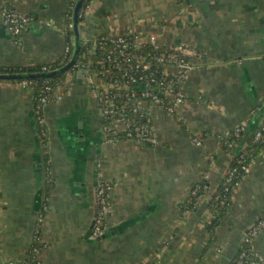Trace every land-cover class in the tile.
Returning a JSON list of instances; mask_svg holds the SVG:
<instances>
[{"label": "crops", "instance_id": "1", "mask_svg": "<svg viewBox=\"0 0 264 264\" xmlns=\"http://www.w3.org/2000/svg\"><path fill=\"white\" fill-rule=\"evenodd\" d=\"M74 2L0 0V67L62 57L68 40L61 24ZM2 4L31 19L20 38L4 23ZM78 25L85 42L131 33L142 44L152 36L182 49L185 100L173 114L145 107L156 144L110 143L82 71L68 72L43 126L28 85L0 81V264L26 263L36 225L39 264H229L264 215V150L212 236L207 200L192 212L179 205L201 179L212 191L225 177L244 146L225 150L226 133L242 126L250 134L264 123V0H92ZM101 177L113 191L97 238L90 227ZM251 249V264H264V232Z\"/></svg>", "mask_w": 264, "mask_h": 264}, {"label": "built area", "instance_id": "2", "mask_svg": "<svg viewBox=\"0 0 264 264\" xmlns=\"http://www.w3.org/2000/svg\"><path fill=\"white\" fill-rule=\"evenodd\" d=\"M2 16L4 18V23L14 36H22L31 23L29 17L17 13L12 8H2ZM129 35L132 34L109 35L110 42L113 44V49L110 50L106 56V63H113L115 64L114 67L116 65L119 66V64H122V66L126 65L127 71L124 76V78H126V83L124 82L122 85L107 83L100 80L97 74L90 73L85 65H77L75 67L76 70L85 68L87 71L89 88L95 104L99 108V113L105 122L103 131L105 133L104 135L107 136L108 142H114L121 137L134 136V138L141 143V141H145L147 137L144 133L150 132L151 137L148 138V142L150 144H156L157 137L152 131V127L150 129L140 125L132 127V120L130 116H128L127 111L129 110V112L136 113L138 110H141L149 116L145 107L151 105L158 106L164 109L167 113L173 114L185 100L182 83L184 72L189 67V62L181 53L182 49L179 48L173 51H163L158 56L151 57L148 55L143 57L138 53V50L143 44L135 39V37L133 41H130L127 39V36ZM146 44L151 45L154 49L163 48L157 43L155 37L148 38ZM66 52H69L68 47H66ZM156 63L161 66V74H159L158 71L155 73V71L152 70V65ZM25 84L28 85L27 83ZM130 84L136 85L141 90L133 92L131 95L127 94L128 97L126 102L119 104L118 100L121 96L119 91L130 88ZM154 88L162 90L163 97L156 95L152 91ZM136 93H140L141 96L132 99V96ZM56 99H59V97H56ZM165 99H167L170 104H167ZM41 102L43 104V109H35V113L38 117L39 123L43 126L44 109L50 101L46 98H42ZM128 102H131L130 106L127 105ZM242 130L243 128L238 127L235 130L236 134L238 132L240 133ZM256 140H262L264 143V123L256 133ZM196 144L200 145V142L196 141ZM255 161L256 159L251 160L248 165L242 167L245 175H248L251 166ZM235 172L236 170L228 172V181L233 180ZM101 179L103 178L101 177ZM237 185L238 183L233 187L235 188ZM112 191L113 188L109 181L103 180L99 183V189L97 192L98 210L96 211V223L93 232L95 236L103 234L106 230V218L110 211V197ZM40 229L41 227L37 226V229L34 231V242H39L40 245H42ZM260 232H264V217L254 224L252 229L245 236L244 241L252 242ZM33 251L38 253V248H35Z\"/></svg>", "mask_w": 264, "mask_h": 264}, {"label": "trees", "instance_id": "3", "mask_svg": "<svg viewBox=\"0 0 264 264\" xmlns=\"http://www.w3.org/2000/svg\"><path fill=\"white\" fill-rule=\"evenodd\" d=\"M92 2V0H85L82 6L79 19L80 21L83 17V13L88 7V5ZM75 7V2L72 3L67 16L62 21V28L66 33L67 47L69 48V52L64 53L62 57H60L56 62L46 65H32L27 67H0V74H34V73H46L50 71H55L66 65L72 58V54L75 46H73V31L71 28V24L73 22V11ZM1 8H10L5 4L1 5ZM20 38V36H17ZM127 39L130 41L134 40L133 35L127 36ZM113 49V44L110 42L109 35H102L94 42L88 41H80L79 52L75 59V65L69 71L76 70L77 65H85V67L89 70L90 73H95L99 76V78L107 83H115L122 85L124 82L126 83L125 72L127 71L126 65L119 64V66H115L113 63H106V56L109 51ZM173 51L171 48H159L154 49L149 44L141 45V48L138 50V53L143 57L146 56H158L163 51ZM45 69V70H44ZM152 70L155 73L158 71L161 74V66L156 63L152 65ZM67 73L58 74L55 77H44L41 79L34 80H24L18 82H25L28 84V87L32 90L34 96V108L35 109H43V104L41 102L42 98H46L48 101L52 102L56 97L61 96L63 94V89L66 86V77ZM112 80V82H111ZM130 87H136V85H131ZM179 87V86H178ZM159 97H163V92L160 89L152 90ZM120 98L119 104L126 102L127 94H133V91L121 90L119 91ZM141 93V92H140ZM136 93L132 96V99L135 97H140L141 94ZM132 102V101H131ZM131 102H128L127 105L130 106ZM167 104H170L167 99H165ZM128 116H130L132 120V127L137 125L145 126L148 129L152 127L151 120L149 116H147L143 111L138 110L136 113L127 111ZM259 130V129H258ZM253 133L247 134L245 129H243L239 135V137L235 136L234 132H231L229 137L224 138L223 146L225 150L230 148V144L234 142V144H242L243 147L239 152L233 155L232 161L230 163L229 168L235 169L236 172L234 174V180L227 181L228 175H226L215 191L211 195H207L210 189V185L208 181L205 179H201L191 188L187 197L184 199L182 203L179 205V210L181 213L183 212H192L196 210V207L199 203V200L203 197L207 198V209L212 213V217L209 223L206 225V231L212 236L215 228L221 223L222 219L228 214L232 200L231 196L233 194L234 189H232L233 184L240 181V178L243 179L246 176L242 170V167L248 165L251 160L257 158L258 154L264 150V143L262 140H255V135L257 131ZM144 138V135L142 133ZM120 139L123 140V137ZM143 141H141L142 143ZM242 181V180H241ZM240 181V182H241ZM239 182V183H240ZM98 204V203H97ZM98 206V205H97ZM98 210V207H97ZM263 216L259 217L257 221H259ZM249 230V229H248ZM41 231V229H40ZM39 236V235H38ZM35 248H38V252H40L42 245L39 242H33L32 248H30V252L25 264H38L37 253L33 251ZM206 250L202 251L200 260L205 256ZM254 262V254L251 249V241L246 242L242 240L240 244V248L238 249L236 255L231 259L229 264H251Z\"/></svg>", "mask_w": 264, "mask_h": 264}, {"label": "water", "instance_id": "4", "mask_svg": "<svg viewBox=\"0 0 264 264\" xmlns=\"http://www.w3.org/2000/svg\"><path fill=\"white\" fill-rule=\"evenodd\" d=\"M85 0H77L75 7H74V11H73V23H72V27H73V33H74V51L72 54V58L71 60L64 65L63 67H61L58 70L55 71H50V72H46V73H34V74H0V81H24V80H34V79H41L44 77H55L58 74H63V73H67L69 72L73 66L75 65V59L78 55L79 52V45H80V33H79V25H78V19H79V15L82 9V6L84 4ZM147 135V133H145ZM98 181H97V187H96V193L98 192ZM95 216L96 213L94 214L92 223H91V234L93 235L94 232V228H95ZM105 234V232L99 236H96L97 238H101L103 237Z\"/></svg>", "mask_w": 264, "mask_h": 264}, {"label": "rangeland", "instance_id": "5", "mask_svg": "<svg viewBox=\"0 0 264 264\" xmlns=\"http://www.w3.org/2000/svg\"><path fill=\"white\" fill-rule=\"evenodd\" d=\"M150 37H152V36H150ZM99 38V37H98ZM98 38H95V39H93V40H90V42H94L96 39H98ZM89 42V41H88ZM73 46H74V43H73ZM65 47H67V45L65 46ZM172 50H176V49H172ZM64 53H66V48L64 49ZM88 70V69H87ZM75 71V70H74ZM76 71H82L84 74H85V76L87 77V71H86V69L84 68V69H77ZM89 71V70H88ZM93 74H95V73H93ZM101 80V79H100ZM111 82H112V80H111ZM25 83V82H24ZM133 91V92H137V91H140L141 89L140 88H138L137 86L136 87H130V88H127L126 89V93H127V91L129 92V91ZM92 95V94H91ZM93 96V95H92ZM95 102V101H94ZM94 105V110H95V112H98V114H96V123L98 124V125H101V127L103 128V126H104V124H105V122H104V120H103V118L101 117V115H100V113H99V108H98V106L96 105V104H93ZM34 110H35V108H34ZM36 118H37V120H38V117H37V115H36ZM38 123H39V121H38ZM241 128H243L244 129V127H242V126H240ZM238 128V127H237ZM237 128H235V129H233L231 132H234L235 133V136L236 137H239V135H240V133L238 132L237 134H236V129ZM129 131H130V128H129ZM104 132V131H103ZM231 132H228V133H226V135H225V138H227V137H229V135H230V133ZM145 133H147V135L145 134ZM144 134H145V136H147L146 137V139H145V141H143L142 143H149L148 142V138H150L151 137V133L150 132H145ZM105 134V133H104ZM103 134V135H104ZM255 140H256V135H255V138H254ZM104 140L105 141H107V136L106 135H104ZM47 141H49V136H47L46 137V143H47ZM257 141V140H256ZM40 142H41V144L43 143V137H40ZM108 142V141H107ZM122 142H129V143H133V144H135V145H138L139 144V142L134 138V136H130V137H123V140L122 139H117L116 141H114V142H111V143H122ZM234 144V142H232L231 144H230V147L232 146ZM243 144V143H242ZM242 144H236V146H238V147H241V145ZM46 151H47V148H45V147H43V156L45 157V155H46ZM235 169H230V168H228V170H227V172H226V175H228V172H233ZM225 175V176H226ZM99 176V175H98ZM103 180H106V181H109V180H107L105 177H103V179H101V178H98V183H100L101 181H103ZM206 180V179H205ZM233 180H234V176H233ZM242 179L240 178V181H241ZM207 181V180H206ZM228 181V180H227ZM240 181H238L237 183L239 184V182ZM111 183V182H110ZM236 182H235V184H233V186H235L236 184H237ZM112 185V184H111ZM238 186V185H237ZM236 186V187H237ZM112 188H113V185H112ZM234 188V187H233ZM232 188V189H233ZM98 189H99V185H98ZM215 190H212V191H208V194L207 195H211L213 192H214ZM96 196H97V193H96ZM110 199H112V194H111V197H110ZM207 200V198H205V197H203V198H201L200 200H199V202L201 201V200ZM207 202V201H206ZM208 212L210 213V215H211V217H212V213L208 210ZM209 223V222H208ZM207 223V224H208ZM254 226V225H253ZM252 226V227H253ZM252 227H250L249 228V230L243 235V240H244V238H245V236L249 233V231L252 229ZM37 229V225H36V228H34L33 230L35 231ZM38 264H39V262H38Z\"/></svg>", "mask_w": 264, "mask_h": 264}]
</instances>
